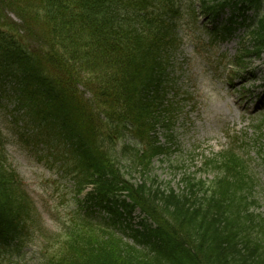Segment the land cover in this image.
Returning a JSON list of instances; mask_svg holds the SVG:
<instances>
[{"label": "trees", "instance_id": "obj_1", "mask_svg": "<svg viewBox=\"0 0 264 264\" xmlns=\"http://www.w3.org/2000/svg\"><path fill=\"white\" fill-rule=\"evenodd\" d=\"M228 7L231 23L216 27V37L230 35L240 17L247 22L249 10L261 12L248 24H255L252 46L236 59L244 67L264 52V0L201 6L214 20ZM194 12L177 0H0V84L12 89L1 88L0 100L14 104L16 140L84 193L53 243L10 164L11 135L0 123V249L35 236L49 256L44 264H264V216L252 209L255 179L233 147L205 161L217 172L213 179L187 177L182 192L155 188L154 179L134 182L119 165L118 141L127 135L135 143L120 152L133 150L144 174L168 152L156 132L162 86L178 21L186 16L195 24ZM138 208L146 216L134 227ZM100 209L109 217L99 220ZM123 227L133 243L119 234Z\"/></svg>", "mask_w": 264, "mask_h": 264}, {"label": "rangeland", "instance_id": "obj_2", "mask_svg": "<svg viewBox=\"0 0 264 264\" xmlns=\"http://www.w3.org/2000/svg\"><path fill=\"white\" fill-rule=\"evenodd\" d=\"M177 1L185 11L194 7L196 12L200 11V0ZM203 23L201 20L197 26L192 25L185 16L176 30L179 46L172 53L168 73L164 76L162 91L165 87L166 98L158 111L156 127L158 138L168 147V152L157 156L151 171L144 174L132 161L133 150L120 152L123 146L135 143L127 135L118 141L119 165L134 182L147 180L152 185L151 179H154L155 188L182 192L187 190V177L213 179L217 172L205 169L206 157L233 147L244 156L254 175L256 202L252 209L264 216V54L261 58L249 59L252 76L233 77L228 65L247 38L246 28L238 27L229 39L211 46V36L203 30L208 27ZM172 104L174 111L168 113L171 107L167 106ZM4 113L0 107L2 120ZM7 149L12 167L24 179L50 231L47 236L61 233L79 208V197L71 187L73 181L60 180L57 168L51 170L45 161L26 152L12 137ZM140 215L135 214L136 222L141 219ZM34 241L22 247L1 248L0 264H10L14 259L21 264H44L48 260L47 253L42 251L44 243L35 236Z\"/></svg>", "mask_w": 264, "mask_h": 264}]
</instances>
